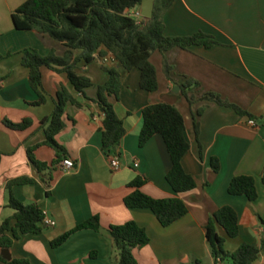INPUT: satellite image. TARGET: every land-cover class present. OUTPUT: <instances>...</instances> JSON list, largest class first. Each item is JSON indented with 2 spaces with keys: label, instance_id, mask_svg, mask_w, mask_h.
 I'll use <instances>...</instances> for the list:
<instances>
[{
  "label": "crops",
  "instance_id": "1",
  "mask_svg": "<svg viewBox=\"0 0 264 264\" xmlns=\"http://www.w3.org/2000/svg\"><path fill=\"white\" fill-rule=\"evenodd\" d=\"M26 1L0 0V227L16 213L10 205L12 197L38 205L56 224L46 226L40 234L16 239L10 249L12 259H28L33 264H117L119 252L109 228L134 220L151 239L134 250L138 264H232L230 259L216 262L206 236L207 224L224 206L237 211L240 227L234 238L218 227L225 238V250L234 252L244 243L262 246L264 125L233 108L198 101L194 111L204 105L207 108L200 117L197 135L193 109L179 83L185 76L196 79L201 84L198 98L216 92L257 118L264 116V0H175L164 16L166 34L185 36L203 31L214 35L219 44L154 52L151 61L160 85L156 92L141 87L138 68L126 71L110 52L104 57L97 53L91 63H80L79 73L94 83L86 89V95L73 90L66 74L44 67L47 101L42 105L33 104L38 95L30 85L29 69L22 64L23 51L35 48L42 55L55 52L63 56L67 47L49 35L15 27L13 13ZM165 62L172 67L170 76ZM106 68L122 73L120 101H113L126 129L121 144L110 153L102 148L105 114L94 101L99 86L109 79ZM61 85L70 88L81 103L67 106L66 127L57 136L75 165L67 170L60 161L40 170L31 161L29 148L45 141L42 121L53 113ZM160 102L177 106L185 117L191 149L183 165L197 180L194 190L179 195L189 208L188 214L168 227L151 209L125 204L126 196L133 191L129 184L138 176L147 179L142 188L146 194L154 198L177 196L167 181L172 161L163 137L155 135L140 146L143 110ZM27 118L33 122L27 129L16 130L6 124ZM250 119H255L257 125L249 124ZM111 155L121 161L117 170L111 166ZM35 156L50 164L56 153L41 146ZM213 158L221 163L219 172L213 170ZM238 175L255 177L259 194L256 200L229 193L230 183ZM20 179L30 182H17ZM96 215L101 220L100 231L79 230L64 244L52 245L56 238ZM15 223L13 219L11 224ZM93 251L97 252L95 257L91 256ZM0 264L8 263L0 258ZM254 264H264V247Z\"/></svg>",
  "mask_w": 264,
  "mask_h": 264
},
{
  "label": "trees",
  "instance_id": "2",
  "mask_svg": "<svg viewBox=\"0 0 264 264\" xmlns=\"http://www.w3.org/2000/svg\"><path fill=\"white\" fill-rule=\"evenodd\" d=\"M143 0H28L13 13L15 27L23 31H36L42 35H49L67 47L63 56L51 52L42 55L35 48L23 51V66L29 69V82L38 95L34 105H42L47 101L43 86L44 67L57 73L66 74L76 92L86 95V89L94 86L92 79L79 73L82 62L91 63L96 59V54L104 57L110 52L126 71L138 68L141 71V87L150 92L159 90L157 68L151 61L154 52H167L174 48L189 49L192 46L204 45L213 47L219 44L214 35L199 31L192 35L170 36L167 35L164 16L175 0H157L155 3L154 17L147 24L133 14L139 10ZM103 48L106 51H103ZM3 56L0 54V61ZM166 73L170 76L172 67L165 62ZM109 75L108 81L99 86L96 101L105 114L102 136V148L110 153L119 146L126 134L123 120L119 117L115 102L120 101L123 86L122 73L116 68H106ZM182 94L188 99L194 112V126L197 135L200 134V117L204 114L207 105L194 111L198 101L215 102L221 106L233 108L241 115L260 120L264 125V116L257 118L237 104L224 99L216 92H208L200 98L196 92L200 82L185 76L179 83ZM115 102H114V101ZM81 106L74 96L73 91L61 85L57 93L53 113L42 121L45 128L46 139L38 146L29 148V156L33 164L40 170L56 165L69 157L68 150L58 140L57 136L65 129L67 106L69 104ZM144 124L140 134V146L144 147L155 135H161L166 143L171 157L172 166L167 174V181L177 193L171 198H154L146 194L142 188L147 179L143 176L136 177L129 186L133 191L126 196L125 204L129 208L151 209L164 227H168L188 214L189 208L179 196L181 193L194 190L197 187L196 178L189 174L183 165V159L191 149V144L186 137V121L179 108L167 102L152 103L143 110ZM16 130L30 127L31 119H24L19 123L6 122ZM47 146L56 153L52 163L41 162L35 156V150ZM215 172L221 169L218 158L212 159ZM264 183V172L262 174ZM19 183H29V179L17 180ZM229 193L235 196H246L254 201L258 198L256 179L250 175L235 176L229 186ZM11 207L16 209L13 218L7 219L0 227V249H11L14 241L27 234H40L45 229V213L36 204H25L12 197ZM15 219V225L12 220ZM264 224V219H262ZM222 226L228 237L239 235V216L231 206H224L216 211L206 226L207 240L211 246L216 262L226 259L232 264H254L262 246L244 243L236 251L225 250V238L219 234L218 227ZM101 220L98 215L91 217L77 225L70 231L56 238L52 245L58 247L64 244L75 232L83 229L100 231ZM109 232L114 239L115 247L119 252L117 264H138L134 250L149 244L150 236L147 230L136 221L130 220L124 224L112 225ZM96 251L91 256L95 257ZM8 264H33L28 259H5Z\"/></svg>",
  "mask_w": 264,
  "mask_h": 264
},
{
  "label": "built area",
  "instance_id": "3",
  "mask_svg": "<svg viewBox=\"0 0 264 264\" xmlns=\"http://www.w3.org/2000/svg\"><path fill=\"white\" fill-rule=\"evenodd\" d=\"M133 14L137 18L142 16L141 13H140V9L134 11ZM248 122H249V124H251L253 126L257 125V122H256L255 119H250ZM109 160H110V163H111V166L113 167V169L117 170V169H119L121 167V161L118 158V156L111 155ZM62 165L65 167V169L71 170V169H73L75 163H74V161L72 159L67 158V159H65L62 162ZM135 166L138 167L139 163H135ZM44 224H45V226H54L56 224V222L54 220H51L50 218L45 217Z\"/></svg>",
  "mask_w": 264,
  "mask_h": 264
},
{
  "label": "water",
  "instance_id": "4",
  "mask_svg": "<svg viewBox=\"0 0 264 264\" xmlns=\"http://www.w3.org/2000/svg\"><path fill=\"white\" fill-rule=\"evenodd\" d=\"M157 0H143L140 13L145 20V24H147L154 17L155 3ZM2 256L7 260H12L11 252L9 249L2 250Z\"/></svg>",
  "mask_w": 264,
  "mask_h": 264
},
{
  "label": "rangeland",
  "instance_id": "5",
  "mask_svg": "<svg viewBox=\"0 0 264 264\" xmlns=\"http://www.w3.org/2000/svg\"><path fill=\"white\" fill-rule=\"evenodd\" d=\"M138 19H139V20H143L144 18L141 16V17H139Z\"/></svg>",
  "mask_w": 264,
  "mask_h": 264
}]
</instances>
